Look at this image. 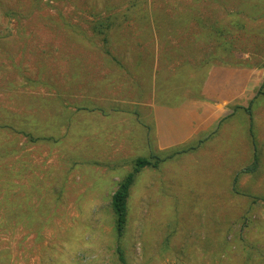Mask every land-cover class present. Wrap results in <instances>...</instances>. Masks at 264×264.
I'll use <instances>...</instances> for the list:
<instances>
[{
  "label": "rangeland",
  "instance_id": "374dc122",
  "mask_svg": "<svg viewBox=\"0 0 264 264\" xmlns=\"http://www.w3.org/2000/svg\"><path fill=\"white\" fill-rule=\"evenodd\" d=\"M129 1L0 0V124L12 126L0 128V264H121L117 245L126 264H264V100L252 125L240 111L218 125L254 98L264 69L214 61L229 69L224 102L210 97L219 76L206 98L212 68L199 60L216 44L196 40L192 19L238 13L247 30L230 31L220 58L254 65L264 60V0L140 1L168 19L192 16L187 27L167 24L162 38L132 12L122 19ZM109 14L122 18L106 55L92 26ZM154 108L169 135L162 140ZM183 108L202 115L193 137L184 138ZM252 140L259 170L241 174L234 193ZM182 144L198 147L136 176L118 240L110 207L118 181L134 159Z\"/></svg>",
  "mask_w": 264,
  "mask_h": 264
},
{
  "label": "trees",
  "instance_id": "16d2710c",
  "mask_svg": "<svg viewBox=\"0 0 264 264\" xmlns=\"http://www.w3.org/2000/svg\"><path fill=\"white\" fill-rule=\"evenodd\" d=\"M142 0H130L129 5L126 8V13L121 14L119 16L118 14H109V16H106L104 20L98 19L94 22L92 26V30L94 33L98 34L103 42V49L104 53L106 55H110V50L108 49V44L110 41V33L113 29L118 28V22L120 18L122 19H127L129 15L127 13L132 12V19L137 25H143V23L153 25V28L157 31V34L159 35V38H162L165 33V27L167 24L170 26L173 25V27L181 28V27H187L188 21L192 18V16L188 13H184L183 15H176L175 19H168L167 16L161 11L159 12V9L156 7H151V11L148 12L147 10H142L141 2ZM152 2V0H149L147 2ZM146 3V0L144 1ZM253 14L256 13H250L247 14L248 18H251ZM234 18L232 20H229L226 18L223 20H214L211 23H207L203 21L200 18H192L195 20L196 24L198 25V31L197 34L198 36L196 37L197 41H203V42H215L216 46L214 51L207 53L201 58L200 65L202 67V71L205 69H211L213 68V65H215L214 61L219 60L218 65L220 66H246L250 68H261L264 69V60L255 63L254 65L252 64H232L228 61L222 60V56H227L228 53H230L232 44L230 40H225L226 36L230 35L231 30H243L246 32V26L244 24L243 19L237 17L238 13H233L232 14ZM230 16V15H229ZM232 16V17H233ZM167 21V23H166ZM149 25V26H150ZM250 30H248L249 32ZM172 33V32H170ZM237 61V60H236ZM241 61V60H240ZM242 63V62H239ZM217 65V64H216ZM206 80V78L203 79V82ZM261 97V100H264V80L260 87L256 90L255 96L253 99H251L248 102V105L246 107L243 106H231V111L232 113L223 118L220 123L232 115H234L237 112H243L245 113L252 125V107L255 104L256 100ZM199 99H203L202 96H198ZM12 128V126H5L0 124V128ZM251 132V131H250ZM251 137L254 139V136L251 134ZM203 141V140H202ZM202 141H199L198 143H201ZM253 143V155H252V161L249 165H247L245 168L239 170L234 174L233 178V187L232 191L234 193H238V190L236 188V184L238 182L239 176L241 174H254L259 170V165H260V160H259V155L257 152V147L254 144L255 141L252 140ZM198 145L195 146H187V145H177L172 148H169L167 150L163 151H158V152H151L149 158L145 157H138L134 159L133 161V167L130 172H128L122 179H120L116 185V188L114 192L111 195L110 198V207L114 215V226H115V231H116V236L117 239L119 240L125 230L126 227V222H127V215H128V199L130 195V190L131 187L135 181L136 176L140 173V171L146 167H150L153 169H157L159 165L166 161V160H172L179 155L194 151ZM255 201H253L254 203ZM249 210V211H248ZM247 210V213L250 212V209ZM241 223L245 225H249L250 219L248 216L243 215ZM168 243V241H167ZM116 252L118 253V260L121 264H126L125 258L123 256V251L119 245H117Z\"/></svg>",
  "mask_w": 264,
  "mask_h": 264
},
{
  "label": "crops",
  "instance_id": "0c3cea01",
  "mask_svg": "<svg viewBox=\"0 0 264 264\" xmlns=\"http://www.w3.org/2000/svg\"><path fill=\"white\" fill-rule=\"evenodd\" d=\"M225 71H229V69L212 68L210 73H209L208 79H207V81L205 82V84L203 86V93H205L204 95H205L206 98H209L208 97V95L210 96V94L208 93L209 84H210L211 81H213L212 78L214 76H215V78L219 76V79L216 78V80H218V82L221 84V87H218L220 89L218 90L217 94L215 92V94H212V96H210L212 99L209 98V99L213 100L217 104H219L221 102H224V100H220V98H219L222 95L224 96V94L220 95L219 92L222 89L223 83H224V82L221 81L220 78H221L222 74L226 73ZM154 110H155L154 111V116H155L156 121H157V135H158L159 139L162 140V139H164L165 133L164 132H163V134L161 133V131H162L161 128H160L161 126L158 124L159 123V117H160V114H161L162 111H160L158 108H154ZM179 112L182 115L183 114L187 115V117H186L187 121H185V123H183V124H186V129H188L187 130V135H185L184 138L193 137L195 134H197L198 132H200L202 130V127L200 126L201 125L200 120L202 118V115H199L197 113V109L190 108V109L187 110V108H183ZM195 123H197V125H195ZM196 126H198V127L196 128ZM172 135L174 137V135H175L174 132H172ZM167 136H169V135H165V137H167ZM181 140H183L182 137L177 139L176 141H174V143L175 142L180 143L179 141H181ZM163 148H164V146L161 145L160 149H163ZM160 151H163V150H160Z\"/></svg>",
  "mask_w": 264,
  "mask_h": 264
}]
</instances>
